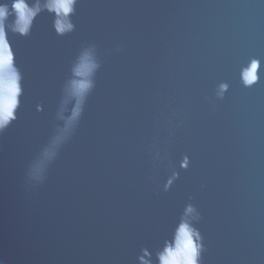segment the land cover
I'll return each mask as SVG.
<instances>
[{"label":"water","instance_id":"obj_1","mask_svg":"<svg viewBox=\"0 0 264 264\" xmlns=\"http://www.w3.org/2000/svg\"><path fill=\"white\" fill-rule=\"evenodd\" d=\"M53 19L9 32L24 91L0 135V264H153L189 205L200 264H264V0H78L64 36Z\"/></svg>","mask_w":264,"mask_h":264},{"label":"clouds","instance_id":"obj_2","mask_svg":"<svg viewBox=\"0 0 264 264\" xmlns=\"http://www.w3.org/2000/svg\"><path fill=\"white\" fill-rule=\"evenodd\" d=\"M78 0H47L41 4L40 0L30 3L29 0H13L11 7L0 5V135L4 134L17 120V113L23 96V75L17 66L16 56L9 40V32L20 37H28L36 18L42 11L52 14L53 29L59 36L70 33L74 24L72 17L76 13ZM13 17L11 24L7 21ZM94 58L85 53L78 58L72 69L74 79L66 91L65 103L74 98L76 103L71 115L66 121L64 131L67 132L80 117L83 106L93 88V76L97 69ZM258 62L253 61L250 71L245 74V83L251 85L257 80ZM223 87V86H222ZM189 205L185 215L181 218L170 239H165L162 247L153 249V264H200L202 246L200 235L187 217L194 213ZM148 247L140 249V253L148 255ZM140 253L137 261L142 259Z\"/></svg>","mask_w":264,"mask_h":264}]
</instances>
